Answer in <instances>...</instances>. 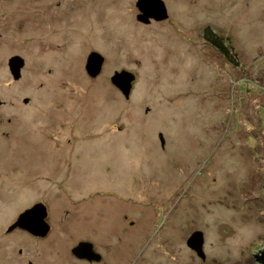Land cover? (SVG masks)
<instances>
[{
    "label": "rangeland",
    "instance_id": "rangeland-1",
    "mask_svg": "<svg viewBox=\"0 0 264 264\" xmlns=\"http://www.w3.org/2000/svg\"><path fill=\"white\" fill-rule=\"evenodd\" d=\"M2 1L0 264H88L71 255L80 241L104 255L92 264H258L264 0H163L168 20L150 24L137 21V0ZM205 25L237 64L205 44ZM94 50L105 64L91 78L84 63ZM16 54L26 66L17 82L7 67ZM122 69L136 75L129 99L110 81ZM22 114L27 137L17 145L2 133ZM59 132L75 143L59 147ZM90 170L96 185L65 188L67 173ZM38 198L48 236L8 233ZM194 231L204 259L186 244Z\"/></svg>",
    "mask_w": 264,
    "mask_h": 264
},
{
    "label": "water",
    "instance_id": "water-1",
    "mask_svg": "<svg viewBox=\"0 0 264 264\" xmlns=\"http://www.w3.org/2000/svg\"><path fill=\"white\" fill-rule=\"evenodd\" d=\"M135 5L139 10L136 15L137 21L144 24H148L151 19L160 21L168 18L167 7L163 0H137ZM23 61V58L19 55L11 57L8 61V65L11 68L15 79L19 76V69L22 67ZM103 61L104 57L99 52H91L85 62V69L88 75L95 77V75L100 72ZM135 78V73L122 69L120 71H115L111 76L110 81L112 85L119 89L121 94L127 99L130 97L129 94L133 86L132 82ZM23 100L26 103L28 102L27 99ZM46 216L47 211L45 205L43 203H36L33 207L23 211L22 214L19 215L9 231L18 226L27 230L34 236L44 237L50 229L49 222L45 220ZM186 244L191 250H195L201 259H204V238L201 231L192 232L187 238ZM71 253L78 259H86L87 261L101 260V254L94 250V243L88 241L78 242L77 245L71 249ZM254 258L258 264H264V249L256 252Z\"/></svg>",
    "mask_w": 264,
    "mask_h": 264
},
{
    "label": "flooded vegetation",
    "instance_id": "flooded-vegetation-1",
    "mask_svg": "<svg viewBox=\"0 0 264 264\" xmlns=\"http://www.w3.org/2000/svg\"><path fill=\"white\" fill-rule=\"evenodd\" d=\"M5 3H6V7L7 8H9V9H11L12 8V5L11 4H9V1H7V0H3ZM3 1L1 2V3H3ZM167 13H168V9H167ZM168 18H169V15H168ZM168 18L167 19H164V20H168ZM161 21H163V20H160V21H156V20H154V19H151L150 20V22L148 23V24H150V23H160ZM206 27H210V26H208V25H205V27L202 29V33H201V35L203 36V38L205 39V44H208L211 48H213L214 50H216L218 53H219V50H218V47H216V40L214 41V39H216V37H217V34L218 33H216L215 32V30L212 28V26L210 27V29L208 28V31H205V29H206ZM2 26H0V39L1 38H3V35H4V33H3V31H2ZM210 30V31H209ZM224 40H225V43L227 42V40H226V38H224ZM229 43L227 42V45H228ZM94 51H96V50H94ZM94 51H91V52H94ZM90 52V53H91ZM97 52V51H96ZM89 53V54H90ZM100 53V52H99ZM88 54V55H89ZM101 54V53H100ZM220 54V53H219ZM16 55H19V54H16ZM16 55H13V56H16ZM88 55H87V57H88ZM102 55V54H101ZM13 56H10L8 59H7V67L9 68V72H10V75H11V78H13L14 79V81L15 82H17V81H20V80H22L23 78V70H24V68L26 67V66H24L25 65V61H23V65H22V67H20V69H19V76L17 77V79H15L14 77H13V74H12V71H11V68L9 67V65H8V61H9V59L11 58V57H13ZM19 56H21V55H19ZM103 56V55H102ZM22 57V56H21ZM87 57H86V59H87ZM104 57V56H103ZM23 58V57H22ZM105 59V58H104ZM23 60H24V58H23ZM105 61V60H104ZM104 61H103V65H102V68H103V66H104ZM85 62H86V60H85ZM85 64V63H84ZM102 68H101V70H100V72L99 73H97V75H95V77H93V76H90L91 78H96V77H98L99 75H100V73H101V71H102ZM85 71H86V69H85ZM86 74L88 75V73L86 72ZM135 81V80H134ZM133 81V82H134ZM132 82V83H133ZM133 87V86H132ZM131 92V91H130ZM130 95V94H129ZM23 99H26V98H23ZM127 99H129V98H127ZM24 102V101H23ZM0 103L1 104H4V103H2L1 101H0ZM26 103V102H25ZM28 103V102H27ZM25 114H22L21 115V118L19 119V118H15V119H13L12 117L11 118H7V120L6 121H8V122H10V123H12V125H13V128H12V130L11 131H8V132H4V133H2V134H5V136H9V135H11V136H13V139L15 140V142H16V144L17 145H21L22 143H25L26 142V137H27V124H25V123H23L24 122V120H25ZM20 122V123H19ZM55 123V122H54ZM75 126H77L76 125V123H75V125H73V127H75ZM121 133L120 134H118L119 136L120 135H123L121 138H122V143L123 144H125V145H130L131 144V142H130V140L128 139V138H126L124 135H125V133H127V132H123V131H120ZM57 135H59L58 136V138L57 137H55L54 139H56L57 138V145L60 147V146H64V145H69V143H71V141L73 140V139H75V137H68V136H62V133L61 132H59V134H57ZM161 137H162V139H163V135H162V133L161 132H158V139H160V145H161V148L162 149H164V147H165V140L163 139V142H162V139H161ZM112 139V138H111ZM78 141V140H77ZM78 142H80V141H78ZM73 143H75V140H73V142H72V144ZM23 147V146H22ZM1 150H2V148H1ZM27 152V150L25 149V153ZM0 154H1V156H2V151H0ZM60 156H61V158H59L58 159V164H57V166H58V168L60 169V171L62 170L61 169V167H62V164H63V154L62 153H60L59 154ZM3 162H4V160L3 159H1L0 158V177H3L4 175H5V168H4V164H3ZM91 168H94V167H92L91 166ZM84 171H87L86 169L84 170ZM62 173V172H61ZM84 173V174H83ZM81 174V176H79L78 174L77 175H75L74 173H71V174H66V180H65V182H66V185H65V188H69V189H71V188H73V187H89V186H94V185H96L97 183V180H98V178H100V176L94 171V170H90V171H88V173H86V172H81L80 173ZM72 175H74V176H72ZM77 177H79V180H76L77 179ZM56 178V177H55ZM55 178H52L53 180H55ZM64 182V183H65ZM99 183V182H98ZM130 188V187H129ZM130 190V189H129ZM38 200H40L39 198H38ZM36 203H43V202H41V200L40 201H33V203L32 204H30V205H28V206H26V207H24L21 211H20V213L18 214V216L16 217V219H14L13 221H12V223H10V225L8 226V230H7V232L8 233H11L13 230H16V229H20V230H25V229H22V228H20V227H15V228H13L11 231H9V229L12 227V225H13V223L17 220V218L19 217V215L20 214H22V212L23 211H25V210H27V209H29V208H31V207H33V205L34 204H36ZM44 205H45V207H46V211H47V206H48V204H45V203H43ZM48 216H49V212L47 211V216L45 217V220L47 221V218H48ZM48 222V221H47ZM50 224V223H49ZM50 228H51V226H50ZM50 230V229H49ZM25 231H27V230H25ZM28 232V231H27ZM49 232V231H48ZM47 232V233H48ZM29 233V232H28ZM46 233V236H44V237H41V236H34V235H32V236H34V237H37V238H39V239H45L47 236H48V234ZM30 234V233H29ZM94 250L96 251V249H95V247H94ZM70 252H71V250H70ZM97 252V251H96ZM97 253H99V252H97ZM100 254V253H99ZM71 255H72V253H71ZM73 257L77 260V261H80V262H85V263H88V264H92V263H94V262H102L103 261V258H104V255H102L101 254V260H99V261H95V260H92V261H87L86 259H78L77 257H75L74 255H73ZM28 264H31V261H29L28 262Z\"/></svg>",
    "mask_w": 264,
    "mask_h": 264
},
{
    "label": "trees",
    "instance_id": "trees-1",
    "mask_svg": "<svg viewBox=\"0 0 264 264\" xmlns=\"http://www.w3.org/2000/svg\"><path fill=\"white\" fill-rule=\"evenodd\" d=\"M208 28L210 29V27H206L205 31H208ZM215 40H216V47H218L220 55L223 58H225L227 62H232L234 64H237L235 54L232 51L231 46H229V44L227 45V42L225 43L224 37L220 34H217V37L216 39H214V41Z\"/></svg>",
    "mask_w": 264,
    "mask_h": 264
}]
</instances>
